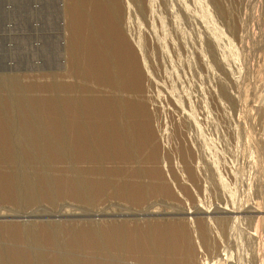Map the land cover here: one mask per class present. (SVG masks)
Instances as JSON below:
<instances>
[{"label": "rangeland", "instance_id": "374dc122", "mask_svg": "<svg viewBox=\"0 0 264 264\" xmlns=\"http://www.w3.org/2000/svg\"><path fill=\"white\" fill-rule=\"evenodd\" d=\"M0 155V264H264V0H0Z\"/></svg>", "mask_w": 264, "mask_h": 264}, {"label": "bare ground", "instance_id": "6f19581e", "mask_svg": "<svg viewBox=\"0 0 264 264\" xmlns=\"http://www.w3.org/2000/svg\"><path fill=\"white\" fill-rule=\"evenodd\" d=\"M128 5H130V3L128 4ZM151 12V11H150ZM116 15V14H115ZM115 24H116V22H114ZM117 26V25H116ZM209 36V35H208ZM211 37V36H210ZM209 37V38H210ZM211 41V40H210ZM212 43V42H211ZM215 43V42H214ZM214 45V44H213ZM215 46V45H214ZM213 46V47H214ZM207 48H209V47H207ZM210 48H211V46H210ZM211 52H212V49H211ZM213 53V52H212ZM202 59V58H201ZM203 59H204V57H203ZM205 60V59H204ZM203 60V61H204ZM113 69V68H112ZM225 87V86H224ZM225 90V89H224ZM233 94V93H232ZM230 95V94H229ZM230 97H231V95H230ZM118 100H120L119 98H118ZM117 100V98L115 99H112L111 101H107V102H109V104L107 105L106 104V107H107V110H109V108H111L114 104H117V103H119V101ZM130 105V104H129ZM134 105V104H133ZM138 108H140V107H138ZM132 110V109H131ZM137 111V110H136ZM133 112H134V110H133ZM141 112V111H140ZM140 112H139V114H140ZM132 113V112H131ZM145 113V112H144ZM143 113V114H144ZM113 116V115H112ZM137 117H139V116H137ZM144 117V116H143ZM115 118V117H114ZM136 118V117H135ZM144 118H146V117H144ZM143 118V119H144ZM149 118V117H148ZM101 121V120H100ZM60 122H61V125H63V123H62V121H59V124H60ZM148 123V122H147ZM117 127L118 126H120V124H118V125H116ZM144 126V125H143ZM59 127V126H58ZM58 127H56L57 129H58ZM56 129V130H57ZM117 129H119V128H117ZM80 130V129H79ZM6 131V130H5ZM148 131V130H147ZM36 132V131H35ZM80 132V131H79ZM78 132V133H79ZM143 132V131H142ZM144 132H146V131H144ZM151 132V131H150ZM77 133V132H76ZM143 134V133H142ZM6 137H7V135H6V133L4 134ZM120 135H121V133H120ZM122 136L123 135H121V138H122ZM8 138V137H7ZM6 138V139H7ZM106 139V138H105ZM105 139H103V141L105 140ZM9 141V140H8ZM7 141V142H8ZM2 142V141H1ZM6 142V144H8ZM10 142V141H9ZM12 142V141H11ZM10 142V144H12L13 146H14V144L13 143H11ZM108 140H107V142H106V140L104 141V142H100L103 146H104V144L105 145H107L108 144ZM119 142V141H118ZM28 143V142H27ZM116 143V142H115ZM58 146H57V148H60L61 147V145H65L66 144V140L65 139H63V138H61V137H59V142L58 143H56ZM86 144H88L89 146H90V143L88 142V143H86ZM85 144V146H87ZM74 145H76L77 147H75V149L76 148H78L77 149V152H78V150H79V153H80V158L82 159V157L84 158H89L90 156H88V154L90 153V151L89 150H87V151H89V153H87L86 152V150L85 149H87V147L86 148H84L85 146H84V143L79 139L76 143L74 142ZM7 146H9V145H7ZM81 146H84L83 148H84V150H83V148L81 147ZM92 146V145H91ZM66 147V146H65ZM64 147V148H65ZM16 148V147H15ZM19 148V147H18ZM23 148V147H22ZM62 148V147H61ZM93 148V147H92ZM68 149H70V148H68L67 147V150H65V149H61V151H60V153H58V154H60V155H58V156H60V157H65L67 154H68V151H70V150H72V148L70 149V150H68ZM74 149V150H75ZM82 149V150H81ZM88 149H89V147H88ZM15 151H16V149H14ZM13 149H10V148H8V156L7 157H9L10 158V160L12 161V162H16V156H17V152L15 153V151H14ZM28 149H26V150H24V151H27ZM91 150V149H90ZM102 150H104V149H102ZM107 150V149H106ZM93 151V150H92ZM91 151V152H92ZM6 152V151H5ZM28 152V151H27ZM49 152V151H48ZM52 152V151H51ZM59 152V151H58ZM76 152V153H77ZM23 153V152H22ZM29 153H30V151H29ZM31 153H32V151H31ZM34 153V152H33ZM50 153V152H49ZM52 153H54V152H52ZM57 153V152H56ZM67 153V154H66ZM81 153H83V155H81ZM94 153V152H93ZM92 153V154H93ZM16 154V155H15ZM21 153H19V155H20ZM84 154H86V155H84ZM49 155V154H48ZM51 155V154H50ZM49 155V156H50ZM56 155V156H57ZM79 155V154H78ZM90 155H91V153H90ZM1 156V155H0ZM28 156V155H27ZM35 156V155H34ZM43 156V155H42ZM52 157H54L55 155L54 154H52L51 155ZM55 156V157H56ZM41 157V156H40ZM66 157H68V156H66ZM34 158V157H33ZM30 159V158H29ZM42 159V158H41ZM57 160V159H56ZM37 161V160H36ZM40 161V160H39ZM45 161V160H44ZM55 161V160H54ZM11 162V163H12ZM14 162V163H15ZM19 162V161H18ZM16 164V163H15ZM19 165V164H18ZM24 166V165H23ZM20 167V166H19ZM46 168V167H45ZM47 171V170H46ZM69 171H71V170H69ZM51 172V171H50ZM53 173V172H52ZM14 175V174H13ZM14 177V176H13ZM16 177V176H15ZM16 180V179H15ZM52 180V179H51ZM50 180V181H51ZM46 181V180H45ZM49 181V180H48ZM46 183V182H45ZM146 187V186H145ZM143 188V187H142ZM147 189V188H146ZM246 208V207H245ZM202 210V209H201ZM248 210H249V208H248ZM252 211V210H251ZM130 212V211H129ZM215 212H217V213H231V212H228L227 210L226 211H214V212H203V211H200V212H195L194 213V211L193 212H187V211H185V210H180V214H184V215H193V214H213V213H215ZM237 213H238V211H236ZM236 212H233V213H236ZM254 212V211H253ZM255 212H257V211H255ZM122 213V212H121ZM124 213V212H123ZM177 213H178V211H177ZM239 213H241L240 211H239ZM242 213H252V212H242ZM258 213V212H257ZM34 214V213H33ZM57 214V213H56ZM61 214V213H60ZM99 214H102V213H99ZM115 214V213H114ZM216 214V213H215ZM36 215V214H35ZM53 215V214H52ZM66 215V214H65ZM90 215V214H89ZM95 215V214H94ZM97 215V214H96ZM106 216L108 215V214H105ZM111 215H113V214H111ZM122 215H125V216H135V215H173V213L172 212H167V213H152V212H145V213H136L135 211L133 212V211H131L130 213H127V214H122ZM32 216V214H29V215H21V216H18V217H21V218H27L28 219V217H31ZM63 216V215H62ZM3 217H12L11 215H4V216H2V215H0V218H3ZM16 217V216H15ZM44 217V216H43ZM54 217V216H53ZM68 220V219H67ZM60 221V220H59ZM115 222V221H114ZM117 222V221H116ZM25 224L26 223H28V220H26L25 222H24ZM121 224H123V223H121ZM109 226V225H108ZM117 226V225H116ZM160 227H163V226H160ZM17 228V227H16ZM122 228V227H121ZM210 228V227H209ZM50 229V228H49ZM51 230V229H50ZM94 230V232H95V229H93ZM167 230H169V229H167ZM12 231V230H11ZM47 231H48V229H47ZM46 231V232H47ZM43 232V231H42ZM55 233V231H52L51 233ZM90 232V231H89ZM92 232V231H91ZM89 233V235L87 234V238L91 241V242H93V245L95 246V244H96V241L97 242H99V239L97 238V234H94V233ZM109 232V231H108ZM98 233V232H97ZM116 234V233H115ZM206 229H205V227L203 228V229H201L200 230V235H201V237L202 238H205V236H206ZM49 235H51V234H49ZM46 236V235H45ZM54 236V235H53ZM117 235H111L110 233H109V236H108V238H109V240H111V242H112V240L115 238V244H116V240H117V237H116ZM56 237V236H55ZM54 237V238H55ZM48 239V238H47ZM87 239V240H88ZM147 240V239H146ZM145 240V243H144V241H142V240H140L139 238L137 239V241H132L131 243H133L134 245V248L136 249V248H138V250H142V252H143V249H144V247L146 246V245H148V243H147V241ZM120 241H123L122 239L120 240ZM90 243V242H89ZM159 243V244H158ZM158 243H154V245L156 246V248L158 249V250H160V249H162L163 248V246H162V243H163V240L162 239H160L159 241H158ZM149 244H151V243H149ZM114 245V244H113ZM179 247L182 249V250H184V249H186V244H185V238H183V239H180L179 240ZM120 248V247H119ZM120 250V249H119ZM185 255V251H184V253L182 254V257H181V264H185V263H188L189 261L190 262H192V255H191V253L187 256V257H185L184 256ZM22 256V255H21ZM69 262H70V260H69Z\"/></svg>", "mask_w": 264, "mask_h": 264}]
</instances>
